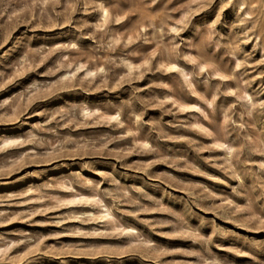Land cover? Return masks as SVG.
Returning <instances> with one entry per match:
<instances>
[{"label": "rangeland", "instance_id": "1", "mask_svg": "<svg viewBox=\"0 0 264 264\" xmlns=\"http://www.w3.org/2000/svg\"><path fill=\"white\" fill-rule=\"evenodd\" d=\"M0 264H264V0H0Z\"/></svg>", "mask_w": 264, "mask_h": 264}]
</instances>
